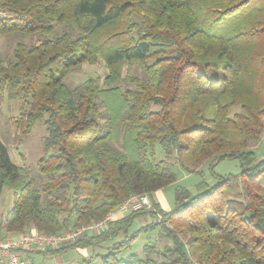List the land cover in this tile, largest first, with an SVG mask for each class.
<instances>
[{"label":"trees","instance_id":"obj_1","mask_svg":"<svg viewBox=\"0 0 264 264\" xmlns=\"http://www.w3.org/2000/svg\"><path fill=\"white\" fill-rule=\"evenodd\" d=\"M2 35L17 40L0 54V92L19 103L22 138L44 125L46 153L32 177L0 139V196L4 187L15 195L0 238L101 221L174 185L171 159L187 173L237 159L239 173L203 180L196 193L176 186L170 210L122 214L45 252L96 248L124 232L106 264H264V158L251 149L264 134V0H0ZM99 59L103 85L68 82ZM144 214L159 219L129 234ZM154 231L163 249L148 242L143 258H118Z\"/></svg>","mask_w":264,"mask_h":264},{"label":"rangeland","instance_id":"obj_2","mask_svg":"<svg viewBox=\"0 0 264 264\" xmlns=\"http://www.w3.org/2000/svg\"><path fill=\"white\" fill-rule=\"evenodd\" d=\"M16 40L17 37L15 38L12 35L0 36V54L10 53ZM108 72L109 70L105 66V62L102 59H99L95 64L84 63L76 71L70 74L68 82L73 86H77L88 78H96L99 80L100 84L103 85ZM18 116V101L9 100L5 93L0 92V139L7 146L10 157L15 164L24 165L21 155L25 156V165L31 171L32 177H35L38 173V161L46 153L43 143L46 135V129L42 123L37 124L28 135L22 138L15 123V119ZM251 149L254 151L257 159L264 158V134L258 142L251 145ZM50 153H56V149H51ZM157 153L160 155V159L165 158V154L160 149H157ZM170 165L177 174L178 181L174 185L168 186L161 189V191L149 195L151 207L148 210L155 209V205H153L154 203H158L163 210L172 209L175 202L176 186L186 187L193 193H196L195 186L203 180H206L210 185H214L218 182L219 176L237 174L241 171V164L237 159L222 160L218 163L207 162L202 165L197 172L195 171L192 173H187L181 165L175 163V159H171ZM14 204L15 195L13 191L10 188L4 187L0 196V220L6 218L8 212L14 207ZM142 209L147 210V207ZM131 211L134 210L122 212L119 208L116 213H114L115 215L112 214L114 215L112 220L117 219L118 217L121 218L123 215H126V213ZM156 217H158V214ZM157 219H159V217ZM157 219L154 218L153 215H142L135 221L134 226L129 229V234H131L138 227L146 226L153 222L155 223ZM5 235L6 232L3 231L2 236ZM124 235L125 233L121 232L116 238L106 242L105 244H101L96 248L88 247L85 250H70L67 254L62 256V263L56 262L55 257H47L40 253H38L37 256H34V260L40 264H106L102 259V255L107 252V249L112 246L114 241L117 242L122 240ZM155 238L156 241L153 243ZM148 242L150 244H156L158 249H163V247L168 244L167 238L165 236H161L159 231L142 233L134 241L131 247L120 250L118 258L126 260L131 257L143 258L144 246L145 244H148ZM29 260H31V257Z\"/></svg>","mask_w":264,"mask_h":264},{"label":"built area","instance_id":"obj_3","mask_svg":"<svg viewBox=\"0 0 264 264\" xmlns=\"http://www.w3.org/2000/svg\"><path fill=\"white\" fill-rule=\"evenodd\" d=\"M151 207L148 195L134 196L120 207V211L139 210ZM115 215V214H114ZM114 215L75 230L58 234L25 232L5 239L0 238V264H32L25 254L28 251H46L73 243L87 233H98L107 227Z\"/></svg>","mask_w":264,"mask_h":264},{"label":"crops","instance_id":"obj_4","mask_svg":"<svg viewBox=\"0 0 264 264\" xmlns=\"http://www.w3.org/2000/svg\"><path fill=\"white\" fill-rule=\"evenodd\" d=\"M158 191H161V190H158ZM156 191V192H158ZM155 193V192H154ZM153 205H158V203H154ZM159 206V205H158ZM88 247H81V248H72V249H69L68 251H63V252H54V251H43V252H35V251H28L25 256L27 259H29L31 257V263L32 264H40V263H37L35 260H34V256H37L38 253L42 254V255H45L47 257H55V261L58 262V263H62L63 262V255L64 254H67L70 250H79V249H87Z\"/></svg>","mask_w":264,"mask_h":264}]
</instances>
